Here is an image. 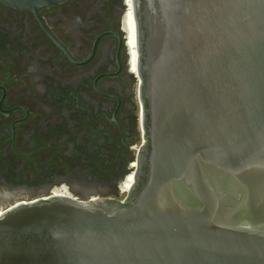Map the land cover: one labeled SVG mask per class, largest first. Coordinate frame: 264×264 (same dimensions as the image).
<instances>
[{
	"label": "water",
	"instance_id": "obj_1",
	"mask_svg": "<svg viewBox=\"0 0 264 264\" xmlns=\"http://www.w3.org/2000/svg\"><path fill=\"white\" fill-rule=\"evenodd\" d=\"M70 0H0L35 15ZM144 173L126 204L0 215V264H264V0H132Z\"/></svg>",
	"mask_w": 264,
	"mask_h": 264
},
{
	"label": "flooded vegetation",
	"instance_id": "obj_2",
	"mask_svg": "<svg viewBox=\"0 0 264 264\" xmlns=\"http://www.w3.org/2000/svg\"><path fill=\"white\" fill-rule=\"evenodd\" d=\"M131 14L70 0L42 24L0 5V215L19 197L130 201L148 145Z\"/></svg>",
	"mask_w": 264,
	"mask_h": 264
},
{
	"label": "bare ground",
	"instance_id": "obj_3",
	"mask_svg": "<svg viewBox=\"0 0 264 264\" xmlns=\"http://www.w3.org/2000/svg\"><path fill=\"white\" fill-rule=\"evenodd\" d=\"M130 1V4H131V7H132V14H131V21H132V23H133V28H134V32H136L135 33V35H136V42H135V45H137V26H136V20H135V14H134V9H133V4H132V0H129ZM135 75H136V77H138L139 79H140V76H139V69H138V59H139V53H138V46H137V48L135 49ZM130 182L131 183H133L134 182V177L133 178H131L130 179ZM130 182H129V184H130ZM130 185H132V184H130ZM2 214H3V212H2ZM1 214V215H2Z\"/></svg>",
	"mask_w": 264,
	"mask_h": 264
},
{
	"label": "rangeland",
	"instance_id": "obj_4",
	"mask_svg": "<svg viewBox=\"0 0 264 264\" xmlns=\"http://www.w3.org/2000/svg\"><path fill=\"white\" fill-rule=\"evenodd\" d=\"M45 195H41V196H38V197H34V199L32 198V199H25V198H16L12 203H10L7 207H5L4 209H6V208H9V207H12V206H14V205H16V204H18V203H20V202H28V201H30V200H35V199H38V198H40V197H44ZM3 209V210H4ZM0 210H2V209H0Z\"/></svg>",
	"mask_w": 264,
	"mask_h": 264
},
{
	"label": "built area",
	"instance_id": "obj_5",
	"mask_svg": "<svg viewBox=\"0 0 264 264\" xmlns=\"http://www.w3.org/2000/svg\"><path fill=\"white\" fill-rule=\"evenodd\" d=\"M131 178H133V177H131Z\"/></svg>",
	"mask_w": 264,
	"mask_h": 264
}]
</instances>
